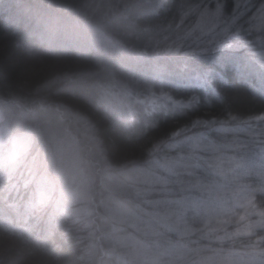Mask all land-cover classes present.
I'll return each mask as SVG.
<instances>
[{
	"label": "clouds",
	"instance_id": "clouds-1",
	"mask_svg": "<svg viewBox=\"0 0 264 264\" xmlns=\"http://www.w3.org/2000/svg\"><path fill=\"white\" fill-rule=\"evenodd\" d=\"M7 11L0 8V14ZM256 12L264 16V0ZM20 39L40 60H73L85 69L70 113L41 111L16 95L0 98V198L5 204L14 199L45 233L51 251L30 253L34 264H149L116 246L112 228L130 170L103 138L116 132L119 97L133 74L105 56L109 37L88 13L69 9L64 0H28ZM254 44L227 47L239 48L232 58L243 62ZM85 117L92 135L79 127ZM185 172L190 183L220 179L207 146L189 152ZM241 215L228 228L194 230L198 239L180 264H264V210ZM0 235L12 240L8 224ZM160 264L175 262L162 256Z\"/></svg>",
	"mask_w": 264,
	"mask_h": 264
},
{
	"label": "rangeland",
	"instance_id": "rangeland-1",
	"mask_svg": "<svg viewBox=\"0 0 264 264\" xmlns=\"http://www.w3.org/2000/svg\"><path fill=\"white\" fill-rule=\"evenodd\" d=\"M260 2L231 0L225 7L224 0H212L187 28L185 40L167 45L158 59L129 51L120 39L106 33V26L111 27L109 1L97 2L103 9L97 16L86 10L74 11L87 12L109 37L105 49L109 60L119 61L131 73L135 70L128 67L139 66L136 72L139 76H145L149 71L154 77H158V73L173 75L175 79L185 78L196 87L206 86L213 59L220 61L222 56H227L233 60L232 53L239 48L227 45L243 46L249 41L255 44L251 49L253 55L245 65L253 63L264 78V49L259 50L264 16L256 12ZM216 53L220 55H214ZM235 63L240 64L239 61ZM146 78L150 83L143 81L142 95L126 89V94L119 97L120 106L115 118L123 125L129 126L132 120L143 124L154 113L165 114L190 104L177 102L166 94L150 92L151 85L159 83L160 78ZM146 90L150 91L145 93ZM70 112L67 108L62 109V113ZM79 127L82 133L94 134L86 117ZM205 146L212 155L213 175L220 179L187 182L185 165L189 152L199 154ZM124 166L130 170V185L115 212L112 231L116 246L145 257L149 264H160L162 256L180 264L186 248L195 246L198 239L194 230L207 232L228 228L235 217L243 219L241 214L251 216L264 210V115L242 120L228 117L194 122L156 145L144 160ZM177 192L179 194H175Z\"/></svg>",
	"mask_w": 264,
	"mask_h": 264
},
{
	"label": "trees",
	"instance_id": "trees-1",
	"mask_svg": "<svg viewBox=\"0 0 264 264\" xmlns=\"http://www.w3.org/2000/svg\"><path fill=\"white\" fill-rule=\"evenodd\" d=\"M98 1L101 4L109 1L111 6L108 17L111 29L106 26V33L120 39L129 51L157 56V59L167 45L183 41L187 28L194 24L201 10L212 3V0H64L69 9L86 10L95 16L103 11ZM224 1L225 7L231 3V0ZM27 3L28 0H0V8H8L0 14V98L16 95L41 111L62 113L63 108L72 111L71 101L85 69L73 60H40L32 53L20 39ZM114 28L121 29L113 31ZM259 35V50H262L264 33ZM223 58L227 62L209 60L211 70L207 84L196 87L188 85L183 77L175 79L173 75L161 73L154 77L150 71H143L145 76H139L136 73L139 66L128 67L135 70L132 84L127 87L133 94H143V81L149 82L146 76L160 78V82H154L151 91L145 93L166 94L177 102L190 104L165 114L154 113L143 124L132 120L127 126L114 117L116 132H108L103 138L111 144L122 165L144 160L156 145L194 122L228 117L242 120L264 115L263 74L253 63L245 65L247 60L238 64L227 56ZM6 224L12 230V240L5 242L0 235V264H34L30 253L51 251L32 213L19 208L14 199L5 204L0 198V232Z\"/></svg>",
	"mask_w": 264,
	"mask_h": 264
},
{
	"label": "bare ground",
	"instance_id": "bare-ground-1",
	"mask_svg": "<svg viewBox=\"0 0 264 264\" xmlns=\"http://www.w3.org/2000/svg\"><path fill=\"white\" fill-rule=\"evenodd\" d=\"M223 57H224V56H222L220 60H221V61H224V62H227V59H226V58H223ZM244 80H246V79H244ZM187 82H188V85H190V84H189L190 82H189V81H187Z\"/></svg>",
	"mask_w": 264,
	"mask_h": 264
}]
</instances>
